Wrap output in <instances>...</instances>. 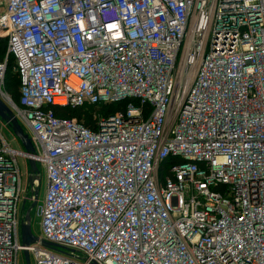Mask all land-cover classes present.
Wrapping results in <instances>:
<instances>
[{
  "label": "built area",
  "instance_id": "2783aa9c",
  "mask_svg": "<svg viewBox=\"0 0 264 264\" xmlns=\"http://www.w3.org/2000/svg\"><path fill=\"white\" fill-rule=\"evenodd\" d=\"M3 37L46 192L26 246L0 135V264H264V0H0Z\"/></svg>",
  "mask_w": 264,
  "mask_h": 264
},
{
  "label": "rangeland",
  "instance_id": "374dc122",
  "mask_svg": "<svg viewBox=\"0 0 264 264\" xmlns=\"http://www.w3.org/2000/svg\"><path fill=\"white\" fill-rule=\"evenodd\" d=\"M1 39L2 38H0V40ZM6 82L7 81H5L4 90L8 94L9 92L6 89L7 88ZM1 97H0V99L5 103V101ZM11 99H12V97H11ZM22 126L24 128V131L28 134V132H29L28 127L26 125H23V124H22ZM0 135H1L2 139L10 145L11 148L17 150V152L19 153L17 155L16 159H17V168L21 172L22 185H23V189H24V194H22L23 196H22V201H21V205H20L21 216L24 219L27 210L32 205V203L35 202V193L32 190L28 189V187L31 186L29 184V174H30L29 172L31 170L30 164H29V159L25 155H23V153L26 151V149L23 146L21 140L16 136L13 128L11 126H9L7 121L4 120L1 116H0ZM39 169H40L42 176L38 177V178L37 177L33 178L34 180L40 178L39 182L36 183V187H35V190L38 191V198L36 201L37 204L31 210L32 232L37 237H41L39 212H40V207L43 204V199H44L45 192H46V173H45L44 168L41 165H39ZM20 241H21V239H20ZM75 255L79 256V257L81 256L79 253H76ZM30 260H31V263L33 264L34 263L33 255L30 256ZM19 264H27L24 252H21L19 255Z\"/></svg>",
  "mask_w": 264,
  "mask_h": 264
},
{
  "label": "trees",
  "instance_id": "16d2710c",
  "mask_svg": "<svg viewBox=\"0 0 264 264\" xmlns=\"http://www.w3.org/2000/svg\"><path fill=\"white\" fill-rule=\"evenodd\" d=\"M8 46V38L3 37L0 40V63L6 58ZM7 91L15 102H19L20 98V76L15 70V58L13 56L9 57L8 67L5 76ZM133 102L138 104L135 100H124L116 104L111 105H101L99 107H82L78 109H64L55 107L54 111L56 115L60 118H77L79 120H84L85 124L88 126L94 125L93 114L101 113L104 116H109L115 114L118 111H125L128 105ZM93 124V125H92ZM95 127V126H94Z\"/></svg>",
  "mask_w": 264,
  "mask_h": 264
},
{
  "label": "water",
  "instance_id": "95a60500",
  "mask_svg": "<svg viewBox=\"0 0 264 264\" xmlns=\"http://www.w3.org/2000/svg\"><path fill=\"white\" fill-rule=\"evenodd\" d=\"M0 116L7 120V122L12 126L14 133L16 136L21 140L23 146L26 149V153H33L34 152V146L32 144L31 138L29 134H27L24 131L23 126L19 122V120L11 114L10 109L6 106V104L0 99ZM30 169L32 173L38 172V166L34 159H29ZM39 177V176H38ZM29 184L33 186L34 179L33 176L29 177ZM37 198H38V191L35 192V202L32 203V205L29 207V209L26 212L25 218L21 222V239L22 243L26 246L35 244L38 242L39 237L35 236L32 232V217H31V210L32 208L37 204ZM42 245L45 247H52L53 244L43 241ZM25 259L27 264H31L30 262V254L28 251H24Z\"/></svg>",
  "mask_w": 264,
  "mask_h": 264
},
{
  "label": "flooded vegetation",
  "instance_id": "af4514ba",
  "mask_svg": "<svg viewBox=\"0 0 264 264\" xmlns=\"http://www.w3.org/2000/svg\"><path fill=\"white\" fill-rule=\"evenodd\" d=\"M7 121V120H6ZM8 123V122H7ZM9 126H11L9 123H8ZM12 127V126H11Z\"/></svg>",
  "mask_w": 264,
  "mask_h": 264
}]
</instances>
